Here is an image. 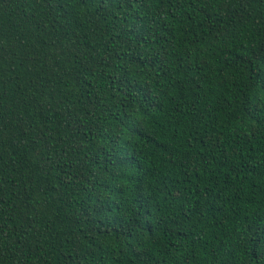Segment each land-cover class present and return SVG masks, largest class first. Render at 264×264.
Returning a JSON list of instances; mask_svg holds the SVG:
<instances>
[{
    "label": "trees",
    "instance_id": "16d2710c",
    "mask_svg": "<svg viewBox=\"0 0 264 264\" xmlns=\"http://www.w3.org/2000/svg\"><path fill=\"white\" fill-rule=\"evenodd\" d=\"M0 264H264V0H0Z\"/></svg>",
    "mask_w": 264,
    "mask_h": 264
}]
</instances>
